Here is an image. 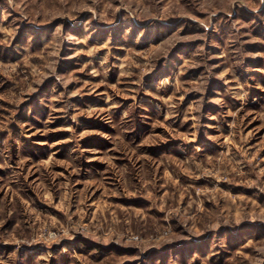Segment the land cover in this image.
<instances>
[{"label":"rangeland","instance_id":"374dc122","mask_svg":"<svg viewBox=\"0 0 264 264\" xmlns=\"http://www.w3.org/2000/svg\"><path fill=\"white\" fill-rule=\"evenodd\" d=\"M0 264H264V0H0Z\"/></svg>","mask_w":264,"mask_h":264}]
</instances>
